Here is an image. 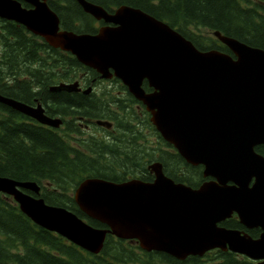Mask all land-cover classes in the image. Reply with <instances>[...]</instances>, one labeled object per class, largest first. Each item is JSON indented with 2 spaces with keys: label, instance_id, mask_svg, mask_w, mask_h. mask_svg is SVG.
I'll use <instances>...</instances> for the list:
<instances>
[{
  "label": "water",
  "instance_id": "95a60500",
  "mask_svg": "<svg viewBox=\"0 0 264 264\" xmlns=\"http://www.w3.org/2000/svg\"><path fill=\"white\" fill-rule=\"evenodd\" d=\"M22 2L31 7H22ZM78 2L104 23L96 33L59 29V18L46 0H0V18L72 54L100 78H120L145 105L161 137L213 179L193 188L164 175L159 162L147 167L154 175L150 182L87 177L74 190V201L107 228L91 226L67 208L46 203L34 181L0 176V192L11 196L33 223L93 254L110 233L178 260L220 249L264 264V157L255 151L264 145V50L219 31L214 35L231 54L200 50L139 8L121 5L108 13L87 0ZM144 80L151 92L142 88ZM77 86L75 82L51 90ZM0 102L42 124L61 123L46 116L40 105L30 107L1 95ZM97 123L111 126L108 121ZM234 212L246 228L260 227V236L252 238L220 224Z\"/></svg>",
  "mask_w": 264,
  "mask_h": 264
},
{
  "label": "trees",
  "instance_id": "16d2710c",
  "mask_svg": "<svg viewBox=\"0 0 264 264\" xmlns=\"http://www.w3.org/2000/svg\"><path fill=\"white\" fill-rule=\"evenodd\" d=\"M89 1L105 8L121 4L139 8L167 22L200 50L216 48L230 53L213 35L207 38L189 27H203L211 34L219 31L264 50V0ZM79 12L78 6L67 12L71 17L65 21L69 26L64 28L96 32L95 20L85 12L82 11V15ZM0 24V93L25 102L37 97L47 115L70 118L66 128L62 129L63 133L66 131L63 135L61 131L42 126L0 104L1 176L36 181L45 202L63 206L96 227L105 226L85 216L72 196V191L85 177L121 182L137 176L151 181L153 175L146 166L152 159L160 161L164 173L175 181L193 187L200 182L202 168L187 164L170 144L164 143L168 149L161 150L163 142L157 134L152 144L141 141L142 134L132 122L134 109L128 110L140 102L127 94L129 99L123 98L122 107L117 104L113 108L115 101L101 100L94 94L51 92L49 87L61 81L71 82L82 73L89 79L97 74L71 54L51 48L41 38L34 40L36 36L26 34L23 26L6 20H0ZM19 75L28 79H20ZM7 77L12 79L5 83ZM32 85L36 86V91H32ZM143 87L147 89L146 82ZM82 114L93 119H108L114 125L117 121L119 126L121 119L122 126L104 132L111 137L108 143L91 136L88 143L93 147L85 150L79 138L82 135L80 128L73 122L77 117L82 118ZM256 150L260 151L258 147ZM145 157L148 159L144 161ZM236 223L229 219L223 225L239 228ZM138 251L137 245L108 235L101 252L90 254L34 224L10 196L0 193V264H149L153 260L160 264H254L229 251L214 250L205 256L206 259L194 256L184 261L158 252H145L149 257L144 258L137 254Z\"/></svg>",
  "mask_w": 264,
  "mask_h": 264
},
{
  "label": "flooded vegetation",
  "instance_id": "af4514ba",
  "mask_svg": "<svg viewBox=\"0 0 264 264\" xmlns=\"http://www.w3.org/2000/svg\"><path fill=\"white\" fill-rule=\"evenodd\" d=\"M89 1V0H88ZM91 2V1H90ZM46 4L48 5V7L54 11L57 16L59 17L60 19V27L61 28H64L65 26H69L66 22H67V19L71 17V15L67 14V12L70 10V9H73V8H76L77 9V6L80 8V14L82 15V6L80 5V3L78 2V0H46ZM22 6L26 7V8H30L31 5L25 3V2H22ZM119 5H113V6H108V8H105L109 13H113L114 9L117 8ZM84 12V11H83ZM66 21V22H65ZM102 24H104L102 21H98V22H95L94 23V27H99L101 26ZM79 25V24H78ZM77 26V25H75ZM26 34L30 35L31 33L28 32L26 29H24ZM34 40L36 39V37H33ZM96 74V73H95ZM81 80L79 81V87L81 88V91H78V92H81L82 93V96H85V95H88V94H96L98 93V91H100L101 89H96V86L101 83L102 81L98 78V75H96L95 77H92V78H88L84 75V73H82V76L80 77ZM6 81H4L5 83H8L12 78L10 77H7ZM63 82V81H61ZM116 84H118L119 88L121 89H118V91H116L115 93L116 94H120V93H124L125 95L126 94V91L124 89V87L119 83V82H115ZM61 84V83H60ZM87 87H91L92 90L90 92H84L86 90ZM32 88V91H35L37 90L36 86L35 85H32L31 86ZM57 92H66L65 89H61V90H58ZM107 92V91H106ZM35 100V101H34ZM115 100H118L119 99H115ZM34 101V102H33ZM33 102V103H32ZM27 103H32V105H35L36 104V98L33 97L29 102ZM134 107H137V111H141V113L144 111V109L142 108V106L138 103H134L133 104ZM53 117V116H52ZM146 117H148V114H146ZM79 119L78 122L79 124L77 123V126H79L80 128V133H82V137H84L82 139V143L87 139L88 137V133H90L92 131V126H94L95 129L99 130L95 125H96V120L97 119H93L91 117H88L86 116L85 114H82V118L80 117H77ZM62 119V124L59 128H57L56 130H59L62 132L61 129L63 128H66V121L68 122V120H70L69 117H61ZM63 119L65 121H63ZM32 120V119H31ZM76 119H73V122H75ZM145 128L149 129L151 132L154 133V129L151 127V125L148 123L147 121V118H145ZM63 133V132H62ZM63 134H66V131H64ZM164 145V147H161V150H167L168 148L166 147V145L164 143H162ZM258 148L260 149V151H256L257 153L261 154L263 157H264V145H259ZM182 158V157H181ZM194 167H200V166H194ZM201 178H200V182H198L197 184H195V187H198L202 182L206 181V180H209L211 179L210 177H204L203 176V170L201 169ZM253 182V179L250 181V184ZM229 219H233L235 222H237L236 224L239 226V230L240 231H243L245 233H247L249 236H251L252 238H258L260 236V233L262 232V229L260 227H252V228H246L244 225H242L238 218H237V215L234 213L232 214L229 218ZM237 229V228H236ZM139 254L142 256V255H145V252L143 251H139Z\"/></svg>",
  "mask_w": 264,
  "mask_h": 264
},
{
  "label": "rangeland",
  "instance_id": "374dc122",
  "mask_svg": "<svg viewBox=\"0 0 264 264\" xmlns=\"http://www.w3.org/2000/svg\"><path fill=\"white\" fill-rule=\"evenodd\" d=\"M192 27H189V28H191L195 33H198L199 35L204 36V37H207V38L212 37L211 32H208L203 27H197V29L192 28ZM19 77H20V79H28V78H26V76L19 75ZM78 79L80 80L79 76H78ZM52 86L53 85H51L49 87V90L51 92H53V89L51 90V87ZM96 89H102V90L107 91L108 93H110V94H108V93L100 94V97H101V100H105V101L106 100L107 101H112L113 100V101H115L116 104L112 105L113 108L117 104L121 105V107H122V105L125 103L124 99H129L128 96L125 95L124 93H120L119 95L115 93L116 91H118V89H121V88H119L118 84H116V83H112V82H109V81H102L101 83H99L96 86ZM113 95H118V96H116V98H118L120 101L115 100V98L113 97ZM133 109H134L135 114H134V117H133L134 120H132V122L135 123L136 130L142 134L141 141H143L144 143H146L148 145L149 144H152V142L156 140V136L149 129L145 128V126H146V124H145V118L143 116L139 115V113L136 112L137 111V107H132V108H129L128 110L131 111ZM119 120H120V126H122V121H121V119H119ZM142 122H143V124H142ZM74 123L76 125H77V123L79 124V122H78L77 119L75 120ZM115 123H116L115 124L116 127H117V125L119 126V123L117 121H115ZM88 134L89 135H88L87 139L82 143V148H84L85 150L89 149L90 147H93V145L91 143H88V140H89V138L91 136L94 139H97V140H100L102 138L101 140H105L106 143L110 142V138L111 137L109 135H106V133H104V132H102L100 130L95 129L94 126H92V131L90 133H88ZM63 135H65V134H63ZM82 136L83 135L79 136V138L80 139H83L84 137H82ZM163 151L165 152V150H163ZM158 152H161V150L159 149ZM89 153H92V152H89ZM146 159H148V158L145 157L144 158V161ZM150 161H152V159H150Z\"/></svg>",
  "mask_w": 264,
  "mask_h": 264
},
{
  "label": "bare ground",
  "instance_id": "6f19581e",
  "mask_svg": "<svg viewBox=\"0 0 264 264\" xmlns=\"http://www.w3.org/2000/svg\"><path fill=\"white\" fill-rule=\"evenodd\" d=\"M93 3V2H92ZM93 4H95V5H99V4H96V3H93ZM121 5H125V4H121ZM121 5H119V6H121ZM118 6V7H119ZM125 6H129V5H125ZM115 9H117V8H115ZM95 20V19H94ZM95 22H98L97 20H95ZM102 25H104V24H102ZM101 25V26H102ZM100 27V26H99ZM100 80H102V81H108V80H112V81H114V80H117V82H119L120 84L122 83V80L120 79V78H118V77H116V76H112V77H110V78H107V79H100ZM2 90V89H1ZM36 91V90H35ZM2 92H3V90H2ZM129 165V164H128Z\"/></svg>",
  "mask_w": 264,
  "mask_h": 264
}]
</instances>
